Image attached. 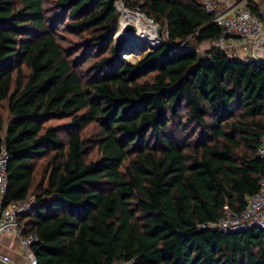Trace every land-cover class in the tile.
I'll use <instances>...</instances> for the list:
<instances>
[{
    "label": "trees",
    "instance_id": "trees-1",
    "mask_svg": "<svg viewBox=\"0 0 264 264\" xmlns=\"http://www.w3.org/2000/svg\"><path fill=\"white\" fill-rule=\"evenodd\" d=\"M118 1L0 0L4 199L34 196L38 264H264V229L201 226L264 178V61L200 54L224 32L201 0H121L164 30L127 63Z\"/></svg>",
    "mask_w": 264,
    "mask_h": 264
},
{
    "label": "built area",
    "instance_id": "built-area-1",
    "mask_svg": "<svg viewBox=\"0 0 264 264\" xmlns=\"http://www.w3.org/2000/svg\"><path fill=\"white\" fill-rule=\"evenodd\" d=\"M214 13L213 21L223 27V34L214 46L229 50V56L241 60L264 61V0H201ZM257 155L264 159V133L260 136ZM8 154L0 153V237L9 236L17 242V248L6 251L0 241V264H38L35 246L41 242L33 232H24L19 215L35 204L34 196L6 203ZM228 231H241L252 227L264 229V178L259 189L248 195L245 207L235 212L228 205L216 221L201 225ZM134 259L115 264H133Z\"/></svg>",
    "mask_w": 264,
    "mask_h": 264
},
{
    "label": "rangeland",
    "instance_id": "rangeland-1",
    "mask_svg": "<svg viewBox=\"0 0 264 264\" xmlns=\"http://www.w3.org/2000/svg\"><path fill=\"white\" fill-rule=\"evenodd\" d=\"M119 3L124 4L121 0L118 1L117 5H118V9L120 11V15L122 14L121 9L119 8ZM126 7V6H125ZM128 10L130 11H135L137 13H139L140 15L144 16V18L146 19V21H148L150 24L155 25L156 26V39L151 41L148 39H144L140 44L136 45V46H131L129 44L126 43H117V39H116V34L120 29V17H119V22L117 25V28L114 32V46L116 51L121 55V57L123 58L124 61H126L127 63H135L137 62L145 53H147L149 50H151L154 46L159 45L161 38L164 34V30L162 28V24L160 22H158L157 20H155L153 17L147 16L146 14H144L142 11L138 10V9H130L128 7H126ZM160 28V33L158 32L157 28ZM63 40V44H65L66 46H73L77 43L78 38L70 33H68L65 30H61V37ZM216 41V40H214ZM214 41H204L203 43H201L198 46V50L200 51V54H203L205 52V50L209 49L210 47L214 46ZM154 42V43H153ZM227 51V50H226ZM229 52V50H228ZM2 113L4 116H7V110L5 109V106H3L2 108ZM67 119H55V120H51L49 121L47 124H52V125H59L62 122L66 121ZM98 128L95 124L93 123H89L84 127H81V133L86 135V136H91L92 134H94L95 132H97ZM62 133H64L63 131H61ZM65 134V133H64ZM33 195V194H32ZM0 241L2 242L3 246L6 247V251L7 252H11L13 249L17 248V242L15 239L10 238L9 236H1L0 237Z\"/></svg>",
    "mask_w": 264,
    "mask_h": 264
},
{
    "label": "bare ground",
    "instance_id": "bare-ground-1",
    "mask_svg": "<svg viewBox=\"0 0 264 264\" xmlns=\"http://www.w3.org/2000/svg\"><path fill=\"white\" fill-rule=\"evenodd\" d=\"M119 8L122 14L120 15V29L116 34L118 44L126 43L131 46H136L144 39L151 41L156 39L157 33L155 25L150 24L139 13L128 10L125 4L119 3ZM129 24L133 25V29H127Z\"/></svg>",
    "mask_w": 264,
    "mask_h": 264
},
{
    "label": "water",
    "instance_id": "water-1",
    "mask_svg": "<svg viewBox=\"0 0 264 264\" xmlns=\"http://www.w3.org/2000/svg\"><path fill=\"white\" fill-rule=\"evenodd\" d=\"M127 29H128V30L133 29V25L129 24V25L127 26ZM157 30H158V32L160 33V28H159V27L157 28ZM154 47H157V46H154Z\"/></svg>",
    "mask_w": 264,
    "mask_h": 264
}]
</instances>
